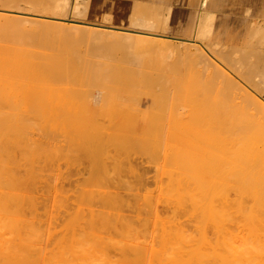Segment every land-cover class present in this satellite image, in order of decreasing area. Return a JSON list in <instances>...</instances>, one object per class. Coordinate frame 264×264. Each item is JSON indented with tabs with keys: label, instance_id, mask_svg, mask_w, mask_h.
<instances>
[{
	"label": "bare ground",
	"instance_id": "obj_1",
	"mask_svg": "<svg viewBox=\"0 0 264 264\" xmlns=\"http://www.w3.org/2000/svg\"><path fill=\"white\" fill-rule=\"evenodd\" d=\"M59 1L63 0L34 2L31 5L34 8L38 5L42 6V11L35 13L34 16H41L46 22L44 23L46 26L55 27V29L63 27L58 26L60 24L55 25L57 23L53 22V20H57L58 23L59 21H67L83 24V22L71 20L72 17L66 19L65 12L69 8V0H64L62 9H58L57 3ZM14 5L16 7V3L12 5V8H14ZM107 6H110V2ZM26 8H22L24 9L23 12H20L22 10H4L1 8L4 10L2 16L11 21H19V19L21 20V18L27 16V13H25ZM85 9L84 11L81 3H75L72 6L71 15L73 18L74 16L81 19L85 18L86 14H89L87 6ZM107 13L108 11L103 16L107 15L108 22L109 20L113 22L112 18H110L111 14L108 15ZM24 15L26 16L24 17ZM89 16L96 17L90 14ZM132 18L133 21L129 27L124 28L121 25L119 29L115 28L117 31L109 30L114 27L101 25L99 26L108 30H97L96 27L83 28L85 31L82 29L84 32L87 31L88 37L93 38L92 40L95 42L94 44V42H90L92 40H87L88 44L86 45L94 44L92 45L94 47L92 52L95 54H92L91 51L89 54L95 56L89 61L91 66L96 65V68L98 67L99 71L96 69L97 72H106L111 67L110 65L113 62L102 61V59L107 60V57L109 58L114 54L113 52L110 55V52L115 49L114 51H120L123 56L120 57L119 61H115V64L118 65L116 69L121 67L131 69L133 67L138 68V66L141 69L143 66L150 64H156L159 67L161 66V68L164 66V69H161V73L164 72L165 74L158 78L161 80V77H164V79L168 77L169 80H167L171 84H173L171 81L172 76L173 78L187 76V79L189 77L197 79L198 77L199 82L200 78L204 82L205 79L210 77V74L218 75V72L221 75H215V77L222 82V86L226 85L230 89L232 87L234 89L235 85L237 86L233 81L234 85L225 83L231 77L224 76V73L221 72L222 70L220 71L217 67L218 65H215L213 61L227 66V69H231L232 67L230 66L232 64L235 65L238 61L239 63L243 62L240 55V58H237L239 56L235 57L241 50L227 49L211 43L207 44V42V46L201 47L195 41L191 43V46H187V41H180L177 45L172 42L171 37L156 34V29H152V23L147 20L137 22L135 16ZM102 19L104 18L102 17ZM98 24L92 23L89 25L98 26ZM77 27L76 25L73 29ZM69 29L66 30L67 33ZM73 29L71 28L70 30L74 31ZM79 29L77 30L79 31ZM64 31L62 30L63 34L66 32ZM71 33H68V35L70 36ZM200 33L204 39H210L208 33H211V30L209 28L205 27L203 32ZM2 36L0 34L1 38H3ZM77 38H79L77 39L79 41L80 37L77 36ZM81 39L85 41V37ZM82 40L80 41L84 42ZM105 47L112 50L108 52ZM102 49L105 53L108 52L107 55L110 56L106 57ZM100 50L104 53L102 56H100ZM244 53L249 52L244 51ZM181 54H183L182 58L185 59H181ZM250 55L253 56V59L257 58L256 53L254 55L250 53ZM103 56L106 58L104 59ZM243 58L246 59L244 55ZM86 60L88 61V59ZM109 60L113 61L112 57ZM250 60L251 58L248 60L251 63L252 60ZM249 62H243L242 65H238V72H241V69H244L243 65ZM22 63L23 61L20 57L15 56L7 64V69L3 68L0 73L5 71L3 76H16L15 72ZM90 63L86 65L89 66ZM143 63L146 64L143 65ZM259 63H264V61L257 63L258 66H264L263 64L259 65ZM151 65L150 67H152ZM249 65H245V69ZM254 66L252 69H254ZM131 70L129 72L125 71L127 74L130 73L129 75H132L137 69H133L132 74ZM125 71L124 73H126ZM248 71H250V74L253 71V73H257L255 69L253 71L249 69ZM248 71L245 73H248ZM137 73L136 75H139L141 71ZM260 73L261 76L262 73L264 74V72ZM241 74H244V72H241ZM257 74H255L256 77L258 76ZM17 77L20 76L17 75ZM26 78L29 79L28 77ZM17 79H21V77ZM27 79H24L26 81L17 80L16 83L17 85L19 84L20 91H24L30 86L31 83L29 81L32 80ZM152 79L154 80L155 78ZM152 79L149 81H152ZM157 79L156 81H159ZM164 79L159 82H162V84L163 82L166 83L165 86L158 84L162 88L164 87V89L161 88V91L164 90L166 93L167 85L171 84L163 81ZM177 80L179 81V79ZM139 81H141L140 78ZM256 81L258 80L256 79ZM256 81L254 78L255 83ZM129 82L135 84L132 80ZM141 82L139 85H141ZM260 82L259 84H261ZM149 83L147 84L148 86ZM137 84L138 81L134 86ZM130 85L129 87H134ZM240 86L238 85L237 90L242 89ZM143 87L137 88H142L143 90L140 89L139 91L144 92L146 87ZM170 88H172V85L171 87L169 86L168 90ZM132 89L135 90L136 88ZM261 89L264 90V88ZM146 90L154 91L150 87ZM234 90L236 91V89ZM146 92L151 97V92ZM263 92H261L262 96H264ZM97 93H92L93 96L89 93L79 100L76 99L79 101L77 105H81V108L85 107L83 105L90 107L88 108L89 110H86V108L85 110L82 109L83 111L81 113L78 112V114L77 112L74 113L76 109L73 112L66 109L68 106L66 100H64L66 101L64 103L66 107L60 102L57 103L62 105V107L59 105H57V107L59 106L58 108L51 107L55 101H62L55 100L50 107L35 109V106L38 105L37 103L42 100L39 98L42 95L40 96L39 94L37 98L36 94H34V99L27 98L29 99L27 100L28 102L21 99L22 102H27L26 107L23 108L22 106L17 107L19 103L17 101L18 95L22 94V92L19 93L18 89L13 94H0V264H264V139H246L245 137L251 132L250 129L246 128L248 126L232 124L225 126V130L224 128L219 130L222 125L214 126L220 124L218 122L214 124L212 121H205L210 123L208 125H201L205 123L195 124L197 117L199 118L198 122L206 118H201L203 108L199 109L202 111L200 116H197L200 111L195 112V110V114L190 113L188 117L191 110H187L188 119L192 118L191 120L193 122L195 120V123H186L185 118L187 117H183V112L182 116L181 113L176 112L180 114L178 116L179 120H176V116L175 118L173 117L176 122L172 121L171 117L173 115L171 112L174 110H170L171 112L166 110L168 114H171V116L169 115L170 120L166 119L169 120H167L169 124L171 121L174 122L175 125H170L175 127L165 126L163 119L161 123L164 126L161 124V126H157L155 123L154 125H149L152 121L148 122V125L134 124L136 117L132 118L133 123H130L132 120L128 121L133 116L129 114V109L131 110L132 107H127L126 109L124 108L125 104L117 107V103L114 102L116 105L111 106L112 109L104 110L107 108L105 107L106 104L104 105L103 103L105 99H100L102 100L100 103H103L102 106L105 108L102 110L92 108V105L102 107L100 104L98 105V99L96 100ZM134 95L137 97L140 94L136 92ZM145 95L144 98H147ZM154 95L156 94L154 93ZM168 95L170 97L168 96L167 99H164L166 101L165 104H168L167 100H171L173 96L171 105L178 100L176 98L179 97V94ZM155 98L156 96L152 99ZM200 98L194 100L197 101L195 103H192L194 101H189L187 104L190 107L191 104H201ZM149 99L152 102V99ZM125 101L127 103L126 106H132L128 105V100ZM138 101L135 100V104ZM208 101H210V98ZM131 102H134V100ZM72 103L74 102L70 104ZM76 103L75 101V108L78 107ZM153 103L156 104L155 102ZM121 104L119 103V105ZM198 105L195 106L197 107ZM72 106L70 105L71 108H73ZM109 106L110 103L108 104ZM144 106L146 108V106L150 105ZM114 107H117V109H114ZM171 107L167 108L171 109ZM79 108L80 106L77 111ZM134 108H137V105L133 107L130 113L142 111V109L138 108L139 111L136 110V112ZM162 108L163 106H161ZM180 109L181 111L183 110L182 108ZM103 110L107 112L105 113ZM117 110L119 112L121 110V112L118 113ZM208 110L206 109V111ZM152 111L145 110L144 116L147 117L146 113L149 114V112L152 115L156 114V110L154 111L155 113H152ZM181 111L179 110V112ZM209 111L211 112V110ZM185 112L186 110H184ZM122 113L123 115H120ZM126 113L130 116L125 117ZM165 114L164 116H166ZM206 114L207 112L204 115L206 116ZM135 115L137 116V114ZM208 115L210 116V114ZM149 117L153 119V116ZM210 118L212 117L210 116ZM120 120H126V122L123 123ZM48 123L51 124L49 125ZM33 133H37V138L35 136L32 137L31 134ZM58 139H60L61 143L60 141L58 142ZM51 142H54V144L58 143L60 147L57 144V147L53 143L50 144ZM136 154L142 158V164L148 163L151 166L150 169H154L155 181L153 191H148L146 188L145 190L143 189L144 191L140 190L139 194H135L133 203H136L138 212L144 211L145 217L133 221L120 212V208H123V206L128 208L130 202L116 196L110 190L117 187L118 184L124 190H131L129 184L133 182H128V184L123 176L121 177V172H129L132 176L128 173V177L131 176V179L133 176H137L136 173L138 171L134 169V166L133 168L130 166L134 160H130L132 161L130 165L128 160V158ZM76 155L84 156V160L83 158L80 160L88 164L90 182L80 184L85 185L80 186L79 192H76V196H74L76 200L75 207L71 211H66L64 220L58 226L57 217H59V213L64 212H62V208L70 200L62 191H57L52 184H49V181L52 180L49 179L48 181L47 176L59 171V166L63 164L60 163L64 160V156L66 158V156ZM77 156L71 160L70 158L66 159V164L64 165H69V163L76 165V163L81 162L80 160L77 161ZM67 160H70L69 163ZM126 164H128V167L123 170ZM142 164L140 165L145 168ZM20 172L21 175L19 174ZM124 173L126 174V172H122V175ZM140 173L137 176L139 180L135 177L139 181L137 184H141V179L143 180L145 177V174L142 177ZM115 177L118 182L115 181ZM53 178L57 179L58 177H51V179ZM112 181L118 184L113 187ZM143 184H141L142 187ZM48 197L50 198V203L47 201ZM157 204L165 206L170 211V214L165 216L161 212V214L158 213ZM82 208H84L83 213ZM39 211L42 212V215L37 213ZM138 212L137 216H139ZM115 252L118 256L117 259H115Z\"/></svg>",
	"mask_w": 264,
	"mask_h": 264
},
{
	"label": "rangeland",
	"instance_id": "obj_2",
	"mask_svg": "<svg viewBox=\"0 0 264 264\" xmlns=\"http://www.w3.org/2000/svg\"><path fill=\"white\" fill-rule=\"evenodd\" d=\"M14 1H16V2H14ZM20 1H22V2L19 3ZM23 1L24 0H0V10H1L0 11V29H1L0 34L3 35L2 36L3 38L0 37V70H2L3 68L7 69V64L10 63V61L13 58H15V56L16 57L17 56L20 57V59L23 61L22 65L15 72L16 76H14V75H12L13 77L3 76V75H5V71H2V73L4 72L3 74L0 73V94H3V95L13 94V93L17 92V89H18L19 93L22 92L23 95L22 94L18 95V98H17L18 100L17 101L19 103H18L17 107H19V106L20 107L22 106L23 108L26 107L27 102H28L27 100H29L27 98L34 99L33 98L34 94H36L35 95L36 97L39 96V94H40V96L42 95L41 97H43V96L44 97L43 98L39 97L42 100L40 101V103H37L38 107L35 106V109L50 107L51 104L53 103V101L62 100V101H55L51 107L56 108L57 105L62 107V105H60L57 102L63 103V105L66 107V104H64V103L67 101V105L68 106H67L66 109L72 110V112H73L74 109H76L74 113L77 112V114H78V112L81 113L83 110H85V108H86V110H89L88 108H90V107H88L86 105H83V107L84 106L85 107L81 108V105H77L78 102H79L77 100H79L81 97L87 96V94H89V93H91V96H93V94L95 92L96 93L98 92L97 93L98 96L96 97V100L98 99L97 100L99 102L98 105L100 104V106H102L103 103H104V105L106 104L105 107H107V108L104 109V110H108V108L112 109V107L114 105H116V103H117V105H116L117 107H120L123 104H125L124 108H126V109H127V107H130V108L132 107L131 110L129 109V114L131 116H133V117H131V119L128 122H130L132 120V118L136 117V119H134L135 120L134 124H147L148 125V122L152 121L153 123L150 122L149 125H154V123H155L157 126H159L160 124L162 125L161 121L163 119L164 120L163 123L165 122L164 123L165 126L175 127V126L170 125V124H174V122H172V121H175L173 119V117L175 118L177 116L176 120H179L178 116L180 114H178V113H181V116L183 114L186 115V116L183 115V117L185 118V117H187L188 111L191 110L189 112V114H188V117H189L190 113L194 115L195 112H198V111L201 110V108H203L202 111L203 112L205 111V113L207 112L206 116L204 115L205 113L203 114L202 111H200L199 115H197V116H200V114L202 112V114H201L202 117L201 118L204 119V117H206L205 118L206 120L205 119L204 120L200 119L201 121L198 122L199 118L195 117L197 122H198L197 123L195 120L193 122L191 120L192 118L188 119V117H187V118H185V120H186L185 122L186 123H188V122L189 123H191V122L195 123L196 122L195 124L205 123V124H201V125H206V124L208 125L211 121L214 124H216L218 122L220 124H216L214 126L218 127L219 125H222V126H220L219 130H223L222 128H224L225 126L232 125V124L233 125L248 126L246 128L250 129L251 132H250L249 135H247L245 137L246 139H252V140L264 139V96H262V94H261V92L264 91V90L261 89V88H264V85H263L264 84V80H263L264 79V74L262 73L263 77L260 75L261 74L260 72H264V66H258L257 65L258 62H263L264 61V41L263 42L262 41L257 42L256 47L254 48V50H250V49L247 50L248 48L240 49L241 51H239V54L235 55V57L240 55L241 58L243 59L242 61L244 63L245 62H249L248 61L249 58H251L253 63L256 62L255 64H253L252 62L251 63L250 62L246 63L245 65H249V64L251 65L252 64L251 66L249 65L248 68H246V69H245L246 66L243 65L244 69H241V72H244V74H241V72H238V70H239L238 67L240 65H242L243 62L239 63V61H238L237 63H235L236 66L234 64H232L231 66L228 65V66H230L232 68L231 69H227L226 68L227 66H224L223 64L221 65L219 62L216 63V62H214L212 60L215 65H218L217 66L218 69H220V71L222 70L221 72L224 73V76H227L228 78H230V77L232 78V80H231V78L229 80H226L227 82H225V83H228L230 85H234V83L237 84V86L236 85L234 86V89H236V91L233 89V87H232V89H230L229 87H226V85L222 86V82H220V80H217V78L215 77L216 74L215 75L210 74V77L208 79H205L204 82H203V80L201 78H200V82H199V80H198L199 78L198 77H197V79H194L192 77L190 78L189 75H188V77H189L188 79L186 78L187 76H184L185 78L184 77L173 78V76H172L173 80L171 78V81H172L173 84H171V82L168 81L169 80L168 77H166L168 80L164 79V77H161L162 79H164L163 81H166V82H168V84L172 85V88H170L169 90H168V88H169V86L171 87V85H167L168 88L167 87H166L167 89L165 88L166 89V93H165L164 90L161 91V88H162V86H165L166 83H164V82H163V84H162V82L160 83L159 81H162V79L160 80L158 78L159 76L165 74L164 72L161 73L162 72L161 69H164V66H163V68H161V66L159 67L156 64H155L156 66L155 65H151L150 63H147L145 61L147 64H150L152 67H150V65H145L146 63H143V65H145V66L141 65V66H143L142 67L143 69L142 68L139 69V66H138V68H134V67L131 68L132 70L130 68H128L129 69L128 70V69L123 67L124 71L126 70L127 72H129L131 70V74L134 71L133 69H137L138 71L139 70L141 71V74H139V75H136V73L138 72L137 70H135L132 75H129L130 73L127 74L126 71H125L126 73H124L122 67L119 68V69H116L118 65L115 64V61H119L121 59L120 58L122 56L121 52L118 51V50H116V51H118V52H116V51H114L115 49L112 50V49H108L107 47H105V48H107L106 51L109 52V51L112 50L110 52V55H112L113 52H114V54L112 56L107 55L108 52L105 53V51L102 49L105 54L102 53L103 52L102 50H100L101 51L100 56H102V54H104L106 57L107 56H110L109 58L112 57L113 61H110L111 59L109 60L108 57H107V60H103L102 59V61L113 62L112 65H110L111 67L107 70V71H110V72H107V71L106 72H101L102 75H103L102 76L100 72H97L98 67L96 68V65H94V66L92 65L91 66V63H90L89 60L92 59L93 56H95V55H92V54H95V53L92 52V50L94 51V47H92V45H94L95 42H94V40H92L93 38L88 37L89 34L86 33L87 31L84 32L85 29H83V28L96 27L97 30H105V31L108 30L107 28L104 29V28L99 26V25H101V26H105V27L108 26V27H111V28L114 27L113 28L114 30L113 29H109V30L117 31V30H115V28L119 29L120 27H119V25H115V18H113L112 16H110V18H112L113 22H111L110 20L108 22V19H107L108 16L107 15L106 16L100 15V16H97V17H90V16H88L86 14L85 18H82V19L81 18H77L75 16L73 18V16L71 15L72 6H74L75 3H82L83 0H69V5H68L69 8L65 12L66 19H70V17H72L71 20H73V21H79L81 23L83 22V24H81V25H83L84 27L81 26L80 23L67 22V21H63V22L59 21V23H58L57 20H53V22L57 23L55 25L60 24L58 26L63 27V28H60V29H55V27L46 26L44 24L46 22H44V20L42 19L41 16H38V15L34 16L35 13H39V12L42 11V9H41L42 6L38 5L37 7L34 8V6H31V5H33L34 2L36 3V2H39L41 0H35V1L34 0H29L30 2L28 0H27L28 2L26 0L24 2ZM63 2H64V0L63 1H59V3H57L58 9H62L63 8ZM15 3H16V7H18V8H16L15 5H14V8H12V5L15 4ZM27 5H29V6H27ZM1 8H3L4 10H11V9H14V10H17V11L22 10L20 12H23L24 9H22V8H26V12L25 11L24 12L27 13V16L24 15V17L25 16L26 17L25 18H21V20L19 19V21L18 20L17 21H11V20L5 18L4 16H2L4 14V12H3L4 10L1 9ZM32 12H34V13H32ZM109 13H111V12L109 11ZM102 17L104 19H106V20L102 19ZM39 19H40V21H39ZM35 20H37V21H35ZM32 21H34V22H32ZM92 23L96 24V25L98 23H100V24H98V26H90L89 24H92ZM61 24H63V25H61ZM76 25L78 27L73 29V27L76 26ZM66 26H68V27H66ZM69 27H70V29L72 28L74 31L70 30ZM65 29L66 30L69 29L68 33H71V31H72V33H71L72 35L70 34V36H69ZM77 29H79V31ZM82 29L84 31H82ZM56 30H60V31H56ZM62 30L63 31L65 30L66 32L64 31L65 33L63 34ZM80 33H82V34L80 35ZM83 33H84V35H83ZM76 35L78 37H80V40H82L81 38L85 37V41L82 40L85 43L81 42L80 40L78 41L77 39H79V38H77ZM68 37H70V38H68ZM88 38H90V39H88ZM95 38H97V37H95ZM68 39H70V40H68ZM87 40H89V41L92 40L90 42H94V44L91 43L90 45H88V46H91L89 48L86 45V44H88ZM171 40H172L173 43H175L177 45L180 42V41L173 40V39H171ZM193 41H195L197 43V45H199V46L201 45V47L205 46L206 42H207V41H201V40H196L195 39V40L187 42V46H191V43ZM207 44H208V42H207ZM218 46H220V45H218ZM111 47H113V46H111ZM220 47H224V46H220ZM227 49H229V48H227ZM223 50H225V49H223ZM90 51L92 52V54H89V53H91ZM244 51L245 52H249V53H244ZM241 52H243V53H241ZM250 53H252V55H254L256 53L257 58L253 59L252 58L253 56H251ZM82 54H83V56H82ZM84 55H85V57H84ZM91 55H92V57H91ZM182 55L183 54H181V59H185V58H182L183 57ZM243 55H244V57L247 60L243 58ZM96 56H97V54H96ZM240 56L237 57V58H240ZM106 57H104V59ZM86 59H88L89 62ZM260 59H262L263 61L260 60ZM87 63L88 64L90 63V65L87 66L88 65ZM261 64L264 65V63H261ZM261 64L259 63V65H261ZM253 66H254L255 72L257 71V73H258L260 71L258 74L257 73H253L254 72L253 71L254 69H252ZM93 67H95V68H93ZM150 68H153V69L150 70ZM261 68H263V69H261ZM249 69H251L253 71L252 74H250V71H248ZM94 70H95V72H94ZM140 71L138 73H140ZM247 71H248V73H245ZM96 73H99V74H96ZM109 73H111V74H109ZM120 74H123V75H120ZM217 74L218 75H216V76H220L221 75V74L219 75L218 72H217ZM255 74H257L259 77L258 76L256 77ZM17 75L20 76L21 79H17V78H20V77H17ZM252 75H255V76H253L255 78V81H256V79L258 80V81H256V83L254 82V78L253 77L250 78ZM100 76H101L102 79L100 78ZM26 77H28L29 79L32 80V81H29L31 83L30 84L31 87L28 86V88L24 89V91H20L19 86H18L19 84L17 85L16 82H17V80L23 81L24 79H27ZM149 77H151V78H149ZM139 78H140V80L142 82L139 81ZM152 78H155V79L153 80ZM29 79H27V80H29ZM135 79H136V81L134 82ZM151 79H152V81H149ZM156 79L159 80V81H156ZM177 79H179V81ZM131 80L135 84L138 81V84H137L138 86L136 85L137 87H143V86H144L143 88L146 87L144 89L145 91L144 92L139 91L140 89L141 90H143V89L142 88H137L136 86H134L135 84L129 82ZM196 80H197V82H195ZM19 81H18V83H19ZM24 81H26V80H24ZM126 81L128 82V85H127ZM140 82H141V85H139ZM146 82H148V83L151 82V83H149V86H148L147 85L148 83L146 84ZM152 82H154V83L152 84ZM259 82L261 84H259ZM156 83H157V85H155ZM158 83H160L162 86L160 84H158ZM216 84H217V86H216ZM256 84H258V85L256 86ZM129 85L130 86H134V87H129ZM152 85H154L157 88V90H156V88L154 86L152 87ZM238 85L239 86L242 85V86H240V88H242L241 90H237ZM174 86H176V87H174ZM149 87H150L151 90H154V91L146 90V89H149ZM132 88H136L138 91L136 89L134 90ZM162 89H164V87ZM15 90H16V92H15ZM231 90H233L234 92L231 91ZM259 90H261V91H259ZM146 91H149V93L151 92L150 93V94H152V95H150L151 97H149V94L147 95ZM136 92H138L140 94L138 96L136 95L137 97H135V95H134V94H136ZM141 92H142V94H141ZM156 92H159V93H156ZM154 93L156 95H154ZM174 93H176V95L179 94V97L176 98L178 100H176V102L174 101V104L171 105L170 104L172 102L171 100L174 97V96L173 97L171 96L172 97L171 100L170 99L167 100L168 104H165L166 101L164 99H167V97L169 96L168 94H174ZM24 94H25V96H24ZM144 95L147 98H144ZM21 96H23V97H21ZM152 96H154V97L156 96V98L152 99V98H154ZM196 96H198V98L201 97L199 100L202 101V102H200V101H198V102H200L202 105L197 103V104H194V105L191 104V107H190V105L187 104V103L189 101L192 102L194 100H197L198 98H196ZM19 97H21V98H19ZM75 97H77V98H75ZM175 97H177V96H175ZM57 98H59V99H57ZM149 98L152 99V102H150ZM205 98H207V99H205ZM209 98H210V101H208ZM21 99H24L27 102L23 101V102H25V103H23L21 101ZM100 99H102V100L105 99L104 100L105 102L100 103L102 101ZM202 99H204V100H202ZM48 100H49V102H47ZM64 100H66V101H64ZM70 100H73L71 102H74V103L76 101L77 102L76 106H78V107L80 106L78 111H77L78 107L75 108V104L74 103L70 104L71 103ZM107 100H109V101L107 102ZM123 100H124V103H123ZM125 100H128V105H132V106H126L127 103H125L126 102ZM132 100H134V102H131ZM135 100H139L138 103L135 104ZM45 102H47L49 104H47ZM80 102H81V100H80ZM114 102H116V103H114ZM153 102H155L156 104H154ZM195 102H197V101H194L192 103H195ZM109 103H110V106L108 107ZM119 103H122V104L119 105ZM147 104L150 105V106H148L149 108L147 106H146V108H144L145 107L144 105H147ZM159 104L161 106H163L162 109H161V106ZM40 105H42V106H40ZM70 105H73L72 106L73 108H71ZM136 105H137V108H134V111L138 110V108H140V110L142 109V111H140L139 113L132 112L133 113V115H132V113H130V112L132 111L133 107H136ZM195 105H198V106L196 107ZM171 106L172 107H176V108L172 109ZM65 107H63V108L65 109ZM98 107L99 106L92 105V108H97V109H100V110L105 108L103 106L101 108L100 107L98 108ZM117 107L116 108L114 107V109H117ZM153 107H154V110H153ZM167 107H171V109L167 108ZM204 107H206V108H204ZM177 108H179V109H177ZM180 108H182L183 110L181 111ZM46 109H49V108H46ZM80 109H81V111H80ZM147 109L150 110V111L153 110L152 113H155L154 111L156 110V114H154V115H152L151 112H149V114L146 113V115H148V116H151V117L153 116V119L150 118V117L148 118V116L147 117L144 116L145 115V110H147ZM206 109L211 110V112L209 110L206 111ZM161 110H162V112H160ZM166 110H168V111L174 110L172 112L170 111L172 113V115H173L171 117L172 121H171L170 124H169L168 121L170 120L169 119V115L171 116V114H168V111H166ZM179 110L181 112H179ZM184 110H186L185 113H184ZM117 112L120 113L121 110H120V112L117 110ZM117 112H115V113L117 114ZM157 112L160 115H158ZM163 112H164V114H165V112H167L168 115L165 114L166 116H164ZM176 112H178V113H176ZM182 112H183V114H182ZM116 114H115V116H116ZM129 114L126 113L125 117H127ZM135 114H137V116ZM176 114H178V115H176ZM196 114H198V113H196ZM208 114H210V116L213 119L212 118L209 119L210 116ZM120 115H123V113L120 114ZM155 115H157V116H155ZM139 116H141L142 118L139 117ZM154 116H155V118H154ZM125 117H123V118L125 119ZM166 118H168L169 120L166 119ZM149 119H152V120H149ZM207 119H209V120H207ZM153 120L156 121V122H154ZM205 121H210V122L206 123ZM121 122L124 123V122H126V120L121 121ZM157 122H159V123L157 124ZM130 123H133V120ZM166 123H168V124H166ZM48 124L50 125L51 123H48ZM164 125H162V126H164ZM211 125H213V124L211 123ZM224 130H225V128H224ZM31 135H32V137L33 136L36 137L37 133H33ZM59 141H60V139H58V142ZM52 143L55 146H56V144L59 145L58 143L54 144V142H51L50 144H52ZM60 143H61V141H60ZM59 147H60V145H59ZM76 156H66V158L64 156V160L60 163V164H62V163L63 164L59 166L60 167L59 171H56L55 174L47 176L48 179L46 178L48 181H49V179L52 180L53 182L49 181L50 182L49 184L50 185L52 184V186H54L57 189V191L58 190L62 191L63 194L66 197H68V199L70 200V201L68 200L69 203L67 201L68 204L64 207L65 209L62 208L63 209L62 212L63 211L64 212L63 213H59V215H58L59 217H57L58 220H59V223H58V220L56 221L58 226H60L61 223H62V220H64V218H65L64 216H66L65 215L66 211L67 212L71 211L75 207L76 200L74 199V196H76V192H79V190H78V189H80L79 187L85 185V184L84 185H80V184H83V183H86V182H90V179H89L90 176H89V173H88V164L85 161H83L84 160V156H77L78 157L77 161L82 159V158H83V160H80L81 162H79L78 164L76 163V165H73V164L69 163V161L72 158L76 157ZM128 157H130V156H128ZM132 157L133 158L135 157V158L133 159ZM69 158H70V160H67L69 165H64V164H66V159H69ZM130 158H132V159H130ZM130 158H128L129 161L130 160H132V161L134 160V161L133 162L130 161V163L129 162L128 163H129V165L133 163L130 166L132 168L134 166V169L138 171L136 173L137 176H139L140 172H142V173H140V175L142 177L145 176L143 178L144 181L141 179L142 182H140L141 184L144 183L143 187H142L141 184H137V182H139V181H137V179H138L137 176H133V178L131 179L130 177L132 175L129 172L128 173L131 176L128 177L127 171H122V172H126V174H127L126 175L124 173L122 175V172H121V177L123 176L124 180L127 183L128 182H133L134 184H137V185H134L133 183H132L133 185L131 183L130 184L128 183L130 185V187H131V190H128V191L124 190V189L119 187L118 183L115 182V181H117V178H116L117 176L115 175L116 179H115L114 182L116 184L113 181H112L113 183L112 182L111 183L114 184L113 187L116 186L117 184H118V186L115 187V188H111L110 191L113 194H115L116 196H118V197H120V198H122L124 200H127L128 202H130V206H128V208H125L124 206H123V208L121 207L122 209L120 208V210H121L120 212H121L122 215H125V217L131 218L133 221H137L138 218H144L145 214H144V211L138 212L136 203H133V198H134L136 193L139 194L141 192L140 190H143V189L145 190L147 188L146 190L153 191V189H154V181H155V171H154L153 168L150 169V167H151L150 164L145 163L144 161L143 162L145 163V165L142 164V160H141L142 158L139 155L136 154L135 156H131ZM135 160H138V161H135ZM135 162H137V163L140 162V163L137 164ZM140 164L144 165L145 168L142 167ZM70 165H71V167H70ZM127 165L128 164H126V166H125V168L123 170H125L128 167ZM146 166H147V169H146ZM19 174L21 175V172ZM143 174H145V175L143 176ZM17 175H18V173H17ZM53 175L57 176L58 178L57 179L53 178L54 180L51 179V177H54ZM125 176H126V178H125ZM129 180H131V181H129ZM134 186H136V187H134ZM48 199H47V201L49 202L50 198L48 197ZM45 203H46V201H45ZM38 210H40V209H38ZM40 211L37 212V213L38 214L40 213V215H42V212H40ZM157 211H158V213H160V212L163 213V215H165V216H168L170 214V211L165 206H163L162 204H157ZM83 212H84V208H82V213ZM137 212L139 213V216H137ZM117 257L118 256L116 255V252H115V259H117Z\"/></svg>",
	"mask_w": 264,
	"mask_h": 264
},
{
	"label": "crops",
	"instance_id": "obj_3",
	"mask_svg": "<svg viewBox=\"0 0 264 264\" xmlns=\"http://www.w3.org/2000/svg\"><path fill=\"white\" fill-rule=\"evenodd\" d=\"M81 4L96 17L108 11L115 25L124 28L133 16L137 22L147 20L156 34L177 41L196 38L229 49L254 50L264 39V0H83ZM205 27L211 30L210 39L200 35Z\"/></svg>",
	"mask_w": 264,
	"mask_h": 264
}]
</instances>
